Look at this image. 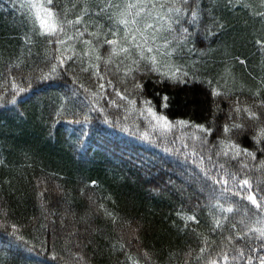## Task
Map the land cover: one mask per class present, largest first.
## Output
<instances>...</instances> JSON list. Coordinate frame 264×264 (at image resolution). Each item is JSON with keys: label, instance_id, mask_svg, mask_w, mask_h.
Wrapping results in <instances>:
<instances>
[{"label": "trees", "instance_id": "obj_1", "mask_svg": "<svg viewBox=\"0 0 264 264\" xmlns=\"http://www.w3.org/2000/svg\"><path fill=\"white\" fill-rule=\"evenodd\" d=\"M36 2L52 7L63 31L41 29L29 0H0V264H207L219 261L223 249L230 256L236 247L247 252L248 241L228 245L225 238L244 230L239 221L254 207L225 193L221 203L236 209L215 227L222 214L209 198L211 181L190 153L201 151L194 136L207 139L204 154L212 149L214 161L229 141L248 149L254 160L231 159L229 152L219 162L227 160L233 172L247 164L240 178L246 175L252 192L264 195V143L254 139L264 129V47L257 43H264V0H199V24L186 13L183 44L173 39L180 25L174 33L156 31L162 25L149 12L159 0H139L147 8L128 32L140 43L132 29L155 25L146 30L156 36L151 46L163 52L165 40L172 41L162 61L186 72L183 82L150 71L147 61L136 70L131 35L125 44L131 59L113 55L104 42L125 40L116 13L138 0ZM78 16L81 23H68ZM165 95L167 108L161 106ZM145 100L168 117L170 131L142 114ZM234 124L241 127L224 132ZM204 166L212 168L207 160ZM193 215L196 220L188 219Z\"/></svg>", "mask_w": 264, "mask_h": 264}, {"label": "snow or ice", "instance_id": "obj_2", "mask_svg": "<svg viewBox=\"0 0 264 264\" xmlns=\"http://www.w3.org/2000/svg\"><path fill=\"white\" fill-rule=\"evenodd\" d=\"M237 3H240L241 0H236ZM30 7L34 11L35 19L39 21L40 28L44 29L48 33H55L56 31H63L62 26L56 20V13L52 10V7L45 6L44 3H37L36 0H29ZM193 4V6L189 9V4ZM232 3V0H229V4ZM47 4L51 5L52 0H47ZM109 7H115L120 9V5H112L109 4ZM147 8V5L144 3L138 2L137 3H129L123 9H120L116 13V24L123 25L125 29V40L121 42L120 39H111L105 40L104 42L112 47V54L118 55L120 53L125 54L126 57L131 59V48L125 47L127 43V36H132V42L135 44L136 48V56L138 59H132V64L137 66L136 70H139L138 65L141 61H147L150 63L151 68L150 71L158 72L162 77H167L170 80H174L177 82H183L180 80V76L187 77V73H181V70L177 67L173 69V66L164 64L162 61L163 57L170 56L171 52L167 51L169 47H171L172 41L165 40L164 42V49L165 51L161 52L159 47L154 48L151 46L150 42H154L156 39L155 35L149 37L146 34V30L153 29L155 25L153 24H145L144 29H140L138 27L133 28V33L140 34V43H136L137 37L136 35H132V33L128 32V28L130 25H136L138 23L136 17H139L142 12H144ZM133 9L137 11L133 13ZM86 11V9H85ZM191 12L190 17L188 20L190 23L198 25L200 18H201V9L199 7V0H159V3H153L151 5V12L155 13V19L159 21L162 25L160 29H156L157 32L159 31H167L169 33L176 32L174 25H180L179 28V36H174L173 39L176 40L177 44H183L187 41L188 29L183 26V21L185 19V15L188 12ZM129 16H132V19L129 20ZM81 17L78 16L75 21H68L70 24H79L81 23ZM215 22V19H214ZM222 27V25H221ZM210 33V28L206 29ZM90 35L97 36L98 33H91ZM113 36H117V33L113 32ZM58 43H63V41H58ZM85 43H90V41H85ZM260 43L262 47H264V43ZM100 59L99 56L96 57ZM60 63H63L60 60ZM164 66L168 69L167 72H161L160 68ZM55 67L52 68V71L55 72ZM132 69L129 68L125 72L127 75L131 72ZM111 84V81H108ZM101 88L104 85H100ZM137 89L141 88V85L137 83L135 85ZM23 91V89H21ZM220 93L217 92L215 89L213 90V95H219ZM116 96L120 97L121 100L127 99V96L122 95L121 92L117 91ZM168 96L165 95L163 97V104L161 105L164 108H167L168 104ZM13 103L15 102V98H13ZM114 103V102H113ZM129 104H135L136 101L129 100ZM144 105L146 106L142 110V114L146 113V118H150L152 121H155L154 126H158L165 131H170L173 127L172 122L168 119L167 116L163 114H158L156 110L151 105V101L145 100L143 101ZM241 109L237 107L236 111H240ZM243 111L248 113V116L252 119H258L257 114L250 109H243ZM181 126L186 125V121L180 120L177 122ZM195 127L203 133L211 134L213 132L212 128H208L205 125L197 124ZM240 125H225L224 132L229 133L232 128H239ZM193 139H199L201 145V151L197 152L195 147H193L190 156L193 158H197L199 160V164L201 167V172L203 173L204 179L206 181H211V186L209 190V198L215 200L214 207L220 211L222 214L221 218H214L215 227H221V222L223 220H227L228 213H233L236 209V205L233 203H221L222 200L227 202V197L225 193L231 192L232 196H239L241 200H247L250 204L254 207V211L249 209L245 212V217L242 218L239 223L243 226V231H236V236L233 237L231 234L227 236L225 239L228 245L232 244L233 239L239 240H246L248 241V251H245L244 247H236L231 249L232 255H229L228 249H223L221 252L217 253L219 257V261H222L223 264H236L237 260L243 261V264H264V195H257L252 192V184L245 175L244 178H240V173L243 169L247 168V164L242 163L239 170L236 172L231 171L227 166V160L224 163H220L219 160L221 156L229 157V152L232 153L231 159H237L240 157H250L253 160L255 159V153L248 151L246 148H241L239 144L229 141L227 144V151H216L215 156L216 160H213L212 149H208V155L205 157L204 149L208 145V141L206 138H197L193 137ZM257 143H264V129H261L258 133V136L255 137ZM223 143V141L221 142ZM216 146H213L215 148ZM188 145H184V149H187ZM205 160L208 163L212 164V168L209 169L205 165ZM261 168H264V162L261 164ZM215 172V175L213 173ZM95 184V181H92ZM231 184V187L229 185ZM219 186L217 188L216 186ZM235 189V190H233ZM243 191H247L248 195L244 196L242 194ZM264 192V189L260 190ZM190 220H196L195 215L188 217ZM236 224L232 225V229L236 230ZM252 243H255L257 246H251ZM201 253L205 251L204 248L200 249ZM219 261L216 258H211L207 261V264H219Z\"/></svg>", "mask_w": 264, "mask_h": 264}]
</instances>
